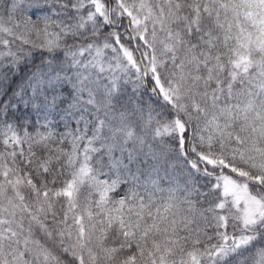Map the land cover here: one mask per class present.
Here are the masks:
<instances>
[{"label":"snow or ice","instance_id":"obj_1","mask_svg":"<svg viewBox=\"0 0 264 264\" xmlns=\"http://www.w3.org/2000/svg\"><path fill=\"white\" fill-rule=\"evenodd\" d=\"M0 264H264V0H0Z\"/></svg>","mask_w":264,"mask_h":264}]
</instances>
